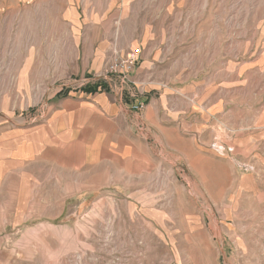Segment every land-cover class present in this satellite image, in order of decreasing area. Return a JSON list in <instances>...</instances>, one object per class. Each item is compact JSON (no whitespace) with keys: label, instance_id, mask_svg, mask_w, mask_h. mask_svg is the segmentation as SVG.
<instances>
[{"label":"rangeland","instance_id":"374dc122","mask_svg":"<svg viewBox=\"0 0 264 264\" xmlns=\"http://www.w3.org/2000/svg\"><path fill=\"white\" fill-rule=\"evenodd\" d=\"M0 264H264V0H0Z\"/></svg>","mask_w":264,"mask_h":264},{"label":"built area","instance_id":"2783aa9c","mask_svg":"<svg viewBox=\"0 0 264 264\" xmlns=\"http://www.w3.org/2000/svg\"><path fill=\"white\" fill-rule=\"evenodd\" d=\"M140 55V51L136 50L133 51L132 54L129 56L127 63H128V69L133 68L138 63V58ZM136 109H140L138 106H136Z\"/></svg>","mask_w":264,"mask_h":264}]
</instances>
